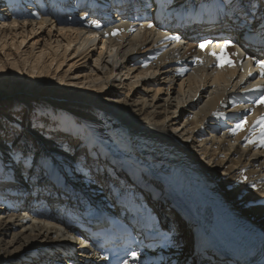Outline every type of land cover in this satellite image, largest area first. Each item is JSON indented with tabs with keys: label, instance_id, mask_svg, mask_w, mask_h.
Segmentation results:
<instances>
[{
	"label": "bare ground",
	"instance_id": "bare-ground-1",
	"mask_svg": "<svg viewBox=\"0 0 264 264\" xmlns=\"http://www.w3.org/2000/svg\"><path fill=\"white\" fill-rule=\"evenodd\" d=\"M107 1L0 0V107L11 109L0 111V155L11 177L22 180L24 198L45 185L41 162H79L73 193L56 191L63 199L53 198L50 213L34 209L40 198L19 206L17 185L0 189V264H89L90 249L57 217L79 214L80 201L112 205L117 192L137 187L125 172L100 180L90 173L85 149L77 151L85 135L176 194L166 203L144 193L168 239L132 264H195L204 248L228 252L215 264H258L240 243L264 240V146L250 143L264 128L257 123L264 117L257 102L264 67L238 37L223 50L201 49L204 41L193 42L173 22L158 21L159 14L151 19L150 0L130 7ZM230 1L221 7L230 11ZM184 2L170 0L168 10ZM254 17H243L245 33ZM213 52L233 64L221 67ZM240 116L247 122L235 130ZM85 176L92 182L83 184Z\"/></svg>",
	"mask_w": 264,
	"mask_h": 264
},
{
	"label": "snow or ice",
	"instance_id": "snow-or-ice-1",
	"mask_svg": "<svg viewBox=\"0 0 264 264\" xmlns=\"http://www.w3.org/2000/svg\"><path fill=\"white\" fill-rule=\"evenodd\" d=\"M153 26L154 25L149 24V27H153ZM96 27H100V25L96 24ZM117 31H119V30H117ZM210 43H211V41H204L203 43H201L199 45V47L201 49H204ZM231 45H233L232 41H225L223 46H222V50L228 48ZM212 55L216 57V59L219 61L221 67H223L225 63L230 64V65L233 64V61L230 58H227L225 55H218L215 52H213ZM249 58L251 59L253 57L250 56ZM197 61L202 63V61H200L199 57H197ZM257 63L260 64L261 67H264V59L257 60ZM257 102L259 104H264V94H262L260 96V98H259V100ZM238 119L240 120V122L236 124L235 130L243 129L245 123L247 122V117L246 116H240V117H238ZM257 123L259 125H264V117H262ZM257 142H259V144L261 146H264V128L261 129V133H260L258 139H253V140L250 141V143H254V144L257 143ZM243 179L247 180V177L245 176V177H243ZM252 187L255 188V185H252ZM131 256L135 260V259H138L139 254L137 252L133 251L131 253Z\"/></svg>",
	"mask_w": 264,
	"mask_h": 264
},
{
	"label": "rangeland",
	"instance_id": "rangeland-1",
	"mask_svg": "<svg viewBox=\"0 0 264 264\" xmlns=\"http://www.w3.org/2000/svg\"><path fill=\"white\" fill-rule=\"evenodd\" d=\"M113 1V0H112ZM114 1H116V0H114ZM260 1V0H259ZM107 2H111V0H109V1H107ZM249 12V14H251L252 13V11H248ZM251 12V13H250ZM257 14H259V13H257ZM252 24L254 25V23H253V21H252ZM252 24H250V25H252ZM249 25V26H250ZM182 32H183V30H182ZM185 32V31H184ZM48 95V94H47ZM42 96H44V95H42ZM39 98V97H38ZM43 105L44 104H41L39 101L38 102H36L35 103V105H34V107L36 108V109H40L41 110V108L43 107ZM41 106V107H40ZM11 109H9V108H7V109H4V107L3 106H1L0 107V111H10ZM13 125V124H12ZM14 126V125H13ZM14 136V135H13ZM12 137V136H11ZM94 139L95 140H98V139H96L95 137H94ZM101 141H102V139H100ZM77 157H79V156H77ZM41 168V167H40Z\"/></svg>",
	"mask_w": 264,
	"mask_h": 264
}]
</instances>
